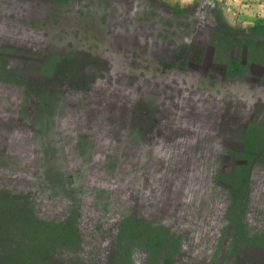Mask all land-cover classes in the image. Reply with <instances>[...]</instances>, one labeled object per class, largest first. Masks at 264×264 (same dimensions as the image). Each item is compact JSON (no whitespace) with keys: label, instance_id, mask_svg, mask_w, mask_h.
Instances as JSON below:
<instances>
[{"label":"crops","instance_id":"obj_1","mask_svg":"<svg viewBox=\"0 0 264 264\" xmlns=\"http://www.w3.org/2000/svg\"><path fill=\"white\" fill-rule=\"evenodd\" d=\"M258 5L0 0V220L82 158L116 224L78 264H264V63L205 16Z\"/></svg>","mask_w":264,"mask_h":264},{"label":"rangeland","instance_id":"obj_2","mask_svg":"<svg viewBox=\"0 0 264 264\" xmlns=\"http://www.w3.org/2000/svg\"><path fill=\"white\" fill-rule=\"evenodd\" d=\"M255 3L259 5L251 14H241L245 22L242 21L238 27L234 21L238 16L229 9L225 14L211 13L208 9L205 14L210 21V36L218 41L217 46L222 50L227 48L230 54L237 56L234 70L250 67L251 61L264 63V0H255ZM213 17L217 21L213 22ZM220 39L227 45H219ZM261 83H264V76ZM99 160L100 158L97 166ZM68 162L69 159L66 163L71 166H66L62 175L64 179H60V175L54 177V181L57 180L60 186L47 193L48 189L44 184L36 185L29 203L15 207L19 215L12 216L7 213L9 217L0 220V264H78L84 258L76 250L80 244L84 250V246L89 244L91 234L102 238L103 242L107 241V238H103L104 231L114 227L116 222L107 218L103 200H92L96 189L87 188L85 191L82 188L83 185L89 186L92 183L102 185L103 177H98L96 168V171L93 169L92 177L96 181H88L89 173L85 165L83 166L85 162L82 158L80 164H77L80 168ZM13 209L11 207L10 211L13 212Z\"/></svg>","mask_w":264,"mask_h":264}]
</instances>
